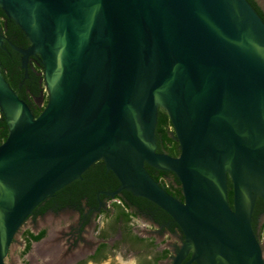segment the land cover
Returning a JSON list of instances; mask_svg holds the SVG:
<instances>
[{
  "label": "water",
  "instance_id": "1",
  "mask_svg": "<svg viewBox=\"0 0 264 264\" xmlns=\"http://www.w3.org/2000/svg\"><path fill=\"white\" fill-rule=\"evenodd\" d=\"M264 14V0H255ZM43 67L35 117L4 79L0 264L33 211L102 161L155 204L196 264H264L251 227L264 199V21L248 0H0ZM5 39L0 28V48ZM158 111L179 155L157 152ZM173 173L183 201L145 168ZM232 184V207L228 183Z\"/></svg>",
  "mask_w": 264,
  "mask_h": 264
},
{
  "label": "flooded vegetation",
  "instance_id": "2",
  "mask_svg": "<svg viewBox=\"0 0 264 264\" xmlns=\"http://www.w3.org/2000/svg\"><path fill=\"white\" fill-rule=\"evenodd\" d=\"M29 68L37 71L38 85L42 90L38 96L30 90L28 92L33 95L36 107L42 108L47 90L43 67L37 56L29 58ZM172 134L171 127V138ZM100 165L104 166L103 163ZM95 167L91 166L80 179L56 192L33 211L20 233V258L30 257L31 251L38 246L39 264H175L185 241L178 225L166 212L146 199L134 195L128 198L126 191L113 196L119 182L117 179L113 181L106 170L103 179L98 177L93 171ZM167 173L160 183L172 197L183 201L177 177ZM112 184L115 188L110 190ZM230 190L232 184L229 187L228 183V197ZM251 227L264 259V199L261 197L255 200ZM41 232L44 236L39 241L31 240V235ZM28 241H31L30 249L23 254ZM13 243L17 242L14 240ZM191 255V252L184 255L179 264H189ZM32 262L29 264H35Z\"/></svg>",
  "mask_w": 264,
  "mask_h": 264
},
{
  "label": "trees",
  "instance_id": "3",
  "mask_svg": "<svg viewBox=\"0 0 264 264\" xmlns=\"http://www.w3.org/2000/svg\"><path fill=\"white\" fill-rule=\"evenodd\" d=\"M248 2L252 5V7L256 10L259 16L264 21V14L256 5L253 0H248ZM0 28L1 34L5 39L4 46L0 48V66L1 72L9 84V86L16 92L18 97L27 103L30 107L32 113L35 117H37L47 102V96H45V104L42 108H37L33 95H31L28 90H30L34 96H38L39 92L42 90V87H39L38 80L39 77H36L37 71L35 68L28 69V78L25 79L24 70L21 67V56L11 47L10 44L26 49L29 46V42L26 39L23 32L20 28L10 19H8L4 13L0 10ZM5 48V49H4ZM171 123L167 115L163 111H158V120L157 126L155 130V136L157 140L158 152H166L171 157H177L179 155L178 144L169 136V129L171 128ZM8 134L6 123L0 113V145L5 141ZM103 163L102 161L96 162L94 165L96 166V170H93L97 173L98 177L104 178L105 165H100ZM104 164V163H103ZM146 170L151 175V177L159 183L162 187L163 184L160 183V180L165 178L168 175L165 171L156 170L145 165ZM112 180L116 179L112 172H110ZM110 181V180H108ZM118 181V180H117ZM169 187L173 188L172 184H169ZM229 187H231V182L229 181ZM115 185L112 184L110 186V190L114 189ZM166 192H169L168 189H165ZM133 195L128 192V198H131ZM229 201L231 204L232 201V191H229ZM28 235V233H26ZM44 236V232H41L39 235L33 236L31 235V240L39 241ZM29 240V239H28ZM31 241H28L26 244V248L23 251V254H26L30 249Z\"/></svg>",
  "mask_w": 264,
  "mask_h": 264
},
{
  "label": "rangeland",
  "instance_id": "4",
  "mask_svg": "<svg viewBox=\"0 0 264 264\" xmlns=\"http://www.w3.org/2000/svg\"><path fill=\"white\" fill-rule=\"evenodd\" d=\"M19 237L20 235L16 237L15 241L17 243H13L10 248V252L5 260L6 264H29L31 261L35 262V264H39L41 262V258L40 254H38L37 252L38 246H35L34 249L31 251L30 257H26L24 260L20 258V255H18L21 249V245L18 244ZM102 264L106 263L104 262Z\"/></svg>",
  "mask_w": 264,
  "mask_h": 264
},
{
  "label": "bare ground",
  "instance_id": "5",
  "mask_svg": "<svg viewBox=\"0 0 264 264\" xmlns=\"http://www.w3.org/2000/svg\"><path fill=\"white\" fill-rule=\"evenodd\" d=\"M41 247H42V246H41ZM41 247H40V248H41ZM44 247H45V246H44ZM45 248H46V247H45ZM42 249H43V248H42ZM42 255H43V254H42Z\"/></svg>",
  "mask_w": 264,
  "mask_h": 264
}]
</instances>
